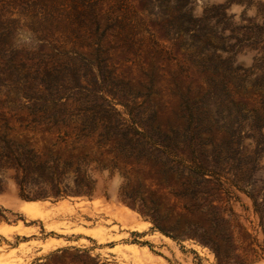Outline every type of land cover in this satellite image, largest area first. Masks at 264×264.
<instances>
[{
  "label": "rangeland",
  "instance_id": "obj_1",
  "mask_svg": "<svg viewBox=\"0 0 264 264\" xmlns=\"http://www.w3.org/2000/svg\"><path fill=\"white\" fill-rule=\"evenodd\" d=\"M0 264H264V0H0Z\"/></svg>",
  "mask_w": 264,
  "mask_h": 264
},
{
  "label": "trees",
  "instance_id": "obj_2",
  "mask_svg": "<svg viewBox=\"0 0 264 264\" xmlns=\"http://www.w3.org/2000/svg\"><path fill=\"white\" fill-rule=\"evenodd\" d=\"M76 14L77 15H84V16H86L87 14H90V15L94 16L95 12L92 10H84V11H78V12H76ZM117 29H119L121 31L125 30L124 26H119V28H117ZM129 30H132V29L130 28Z\"/></svg>",
  "mask_w": 264,
  "mask_h": 264
},
{
  "label": "crops",
  "instance_id": "obj_3",
  "mask_svg": "<svg viewBox=\"0 0 264 264\" xmlns=\"http://www.w3.org/2000/svg\"><path fill=\"white\" fill-rule=\"evenodd\" d=\"M41 250V249H40Z\"/></svg>",
  "mask_w": 264,
  "mask_h": 264
}]
</instances>
